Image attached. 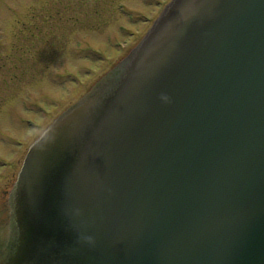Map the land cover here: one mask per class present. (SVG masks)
Listing matches in <instances>:
<instances>
[{"label": "water", "instance_id": "obj_1", "mask_svg": "<svg viewBox=\"0 0 264 264\" xmlns=\"http://www.w3.org/2000/svg\"><path fill=\"white\" fill-rule=\"evenodd\" d=\"M7 203L0 264H264V0H170Z\"/></svg>", "mask_w": 264, "mask_h": 264}, {"label": "rangeland", "instance_id": "obj_2", "mask_svg": "<svg viewBox=\"0 0 264 264\" xmlns=\"http://www.w3.org/2000/svg\"><path fill=\"white\" fill-rule=\"evenodd\" d=\"M168 2L0 0V206L29 145L136 46Z\"/></svg>", "mask_w": 264, "mask_h": 264}, {"label": "flooded vegetation", "instance_id": "obj_3", "mask_svg": "<svg viewBox=\"0 0 264 264\" xmlns=\"http://www.w3.org/2000/svg\"><path fill=\"white\" fill-rule=\"evenodd\" d=\"M11 186H12V184H11ZM11 186H10V188H11ZM10 188L8 189V191L10 190ZM8 191L4 190L3 193H2L3 195H5L6 199H7ZM5 203H6V201H5ZM0 211H1V213H4L3 216H6V214H7V205L6 204H2L0 206Z\"/></svg>", "mask_w": 264, "mask_h": 264}, {"label": "clouds", "instance_id": "obj_4", "mask_svg": "<svg viewBox=\"0 0 264 264\" xmlns=\"http://www.w3.org/2000/svg\"><path fill=\"white\" fill-rule=\"evenodd\" d=\"M162 99L167 100L168 98L165 96V97H162ZM85 239H87L90 242L92 241V238L91 237H86Z\"/></svg>", "mask_w": 264, "mask_h": 264}]
</instances>
